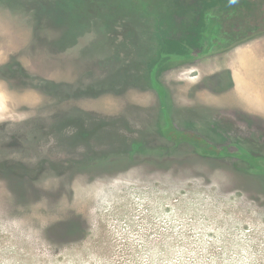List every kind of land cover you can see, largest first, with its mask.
<instances>
[{
  "label": "rangeland",
  "instance_id": "1",
  "mask_svg": "<svg viewBox=\"0 0 264 264\" xmlns=\"http://www.w3.org/2000/svg\"><path fill=\"white\" fill-rule=\"evenodd\" d=\"M0 264H264V0H0Z\"/></svg>",
  "mask_w": 264,
  "mask_h": 264
}]
</instances>
